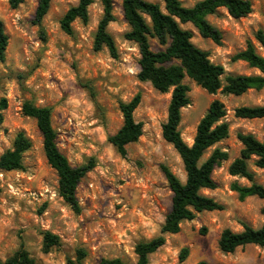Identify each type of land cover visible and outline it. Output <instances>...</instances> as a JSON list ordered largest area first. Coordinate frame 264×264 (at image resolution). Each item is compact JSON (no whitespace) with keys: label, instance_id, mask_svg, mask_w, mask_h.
<instances>
[{"label":"rangeland","instance_id":"rangeland-1","mask_svg":"<svg viewBox=\"0 0 264 264\" xmlns=\"http://www.w3.org/2000/svg\"><path fill=\"white\" fill-rule=\"evenodd\" d=\"M164 9L162 0H145ZM201 0H180L185 8ZM251 13L233 19L225 9L207 17L220 31V45L199 36L191 24L182 28L193 33L192 43L208 52L213 64L221 65L226 75H259L232 57L252 42L257 52L263 50L255 41L258 30L264 31V0H248ZM123 0H113L114 21L107 31L117 47L113 59L106 48L94 51L93 40L103 11L99 0L88 8V22L76 20L73 36L60 29L63 15L78 0H51L41 26L33 24L38 0H24L11 9L8 0H0V21L8 37L5 61L0 62V100L7 108L0 111V156L11 149L15 136L22 132L32 147L23 155L21 171H0V261L9 258L21 244L34 264H77V251L85 252L80 264H98L100 260L120 259L135 264V246L160 234L165 216L171 208L172 193L161 168L167 167L181 182L185 172L181 159L172 145L165 142L161 127L166 122L171 91L161 94L149 83L137 79L139 51L124 38L129 26ZM43 35V36H42ZM153 51L160 49L150 40ZM183 84L190 89V105L181 110L179 132L187 145L193 143L196 126L213 100L223 103L229 125L227 139L203 155L205 161L215 148L226 152L228 159L216 167L212 179L214 190L201 194L223 206L222 211L202 212L190 222H183L178 234L165 235V244L148 256V264H264V248L248 245L234 253H222L218 239L223 229L241 232L242 224L260 228L264 224V200L249 197L239 201L230 190L232 183H249L228 174L229 164L242 149L238 133L264 138L263 119H239V107L264 106V89L249 90L241 96L220 91L209 95L188 78ZM137 93L141 102L134 120L142 123L143 134L127 146L122 158L108 142L122 125L119 104L130 101ZM24 102L51 109V123L56 132L59 151L73 167L93 160L94 168L80 181L76 195L81 212L75 214L58 195L56 172L47 164L42 137L36 122L22 114ZM248 162L255 181L264 186V169ZM205 228L202 235L199 231ZM59 238V245L43 250V233ZM183 248L188 256L180 261Z\"/></svg>","mask_w":264,"mask_h":264},{"label":"trees","instance_id":"trees-1","mask_svg":"<svg viewBox=\"0 0 264 264\" xmlns=\"http://www.w3.org/2000/svg\"><path fill=\"white\" fill-rule=\"evenodd\" d=\"M24 0H8L11 9H17ZM51 0H38L33 24L40 27L43 18L49 10ZM102 6V17L98 23L93 49L98 52L106 48L109 55L115 59L118 56L114 39L108 33V25L114 21L113 0H99ZM164 9L158 4L145 0H123L122 10L129 31L124 38L133 42L139 51V72L137 79L149 83L152 88L161 93L171 91L167 108L166 122L161 127V135L165 142L172 145L179 155L185 172V182H181L167 167L161 170L172 193L171 208L165 216L160 228V234L135 246L137 261L135 264H148V256L156 252L165 244V235L178 234L183 222H190L202 212L222 211L223 206L213 199L201 194V190H214L216 185L212 173L223 161L228 159L226 152L215 148L203 162L205 152L229 136V125L223 121L226 110L219 100H213L205 114L199 120L193 143L187 145L179 132L181 110L190 105L188 93L190 89L183 84L185 78L190 79L196 86L209 95L219 91L225 95L241 96L249 90L264 89V57L261 56L252 42H247L245 48L232 57V61H241L251 69H256L259 75L232 76L226 75L221 65L210 62L209 54L197 48L192 43L193 33L182 28L191 24L203 39H208L216 45L221 44L222 35L212 26L207 17L214 15L218 9H225L233 19L244 18L252 11L248 0H201L191 8L182 6L180 0H162ZM93 0H78L76 6L71 7L60 20V29L67 36H73L72 24L80 20L88 22V8ZM43 36V35H42ZM155 39L160 49L153 51L150 40ZM255 41L264 52V31L258 30ZM8 37L4 24L0 21V62L5 61ZM141 102V94L137 93L130 101L119 104L122 115V125L117 132L108 138V142L117 153L124 158L127 146L135 143L143 134L142 123L134 120V112ZM7 108V101L0 100V111ZM21 112L24 116L36 122L42 137V149L47 164L56 172L58 178V195L63 202L75 213L81 212L76 190L81 179L94 168L93 160L73 167L67 158L59 151L56 144V132L51 123V109L37 107L31 102H24ZM234 116L239 119L253 120L264 118V106L239 107ZM237 139L242 145L239 157L228 166V174L246 180L249 185H239L234 182L230 190L235 192L239 201L249 197L264 200V186L255 181V174L249 170L248 162L254 158V166L264 169V138L260 141L251 134L238 133ZM32 144L24 133H18L12 147L0 156V171L12 172L23 169V155L30 150ZM261 212L264 214V208ZM202 235L206 229L199 231ZM59 245V238L50 232L43 233V250L48 252ZM255 245L264 248V224L260 228H253L242 224L241 232L223 229L218 239V248L222 253L231 254L238 248ZM77 264L85 257V252L77 251ZM188 256V249L180 252V261ZM0 264H34L24 249L23 244L12 256L0 261ZM68 264H74L68 261ZM98 264H127L120 259H102ZM197 264H214L200 261Z\"/></svg>","mask_w":264,"mask_h":264}]
</instances>
